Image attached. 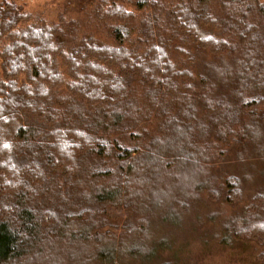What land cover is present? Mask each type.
Here are the masks:
<instances>
[{"label": "trees", "instance_id": "obj_1", "mask_svg": "<svg viewBox=\"0 0 264 264\" xmlns=\"http://www.w3.org/2000/svg\"><path fill=\"white\" fill-rule=\"evenodd\" d=\"M97 9L116 44L87 38L66 51L0 1V194L12 196L0 202V264H34L78 240L92 247L86 264L147 261L141 243L156 224L183 219L203 194L240 198V179L214 171L223 143L239 139L238 162L264 158V4L187 0L138 31V47L124 45L132 11L114 0ZM172 51L199 62L198 83ZM107 206L132 213L119 234L97 232ZM223 224L264 247L263 182Z\"/></svg>", "mask_w": 264, "mask_h": 264}, {"label": "rangeland", "instance_id": "obj_2", "mask_svg": "<svg viewBox=\"0 0 264 264\" xmlns=\"http://www.w3.org/2000/svg\"><path fill=\"white\" fill-rule=\"evenodd\" d=\"M7 1L21 10V15L25 20L19 24L20 27L36 24L52 28L53 31H56L57 40L62 42L66 51L78 44L80 40L87 38H92L103 45L116 44L110 31L104 24H101V15L97 9L101 2L109 3L111 0ZM114 1L121 2L126 10L133 12V20L129 21L132 32L124 45L138 47L145 45V42L140 40L138 31L143 34L149 25H158L160 19L167 20V10L174 9L175 6L184 4L187 0H159L155 6L148 2L140 10L133 5V0ZM256 1L264 4V0ZM203 30L209 35L211 27H204ZM170 57L178 69H189L196 83L199 82L196 78L199 73L196 71L198 61L193 65L188 61L187 56H181L173 51L170 53ZM240 143L239 139L231 138L227 143L222 144L221 157L216 162L214 170L217 174L237 176L240 179L241 189L238 201L232 204L224 201L223 198L210 200L207 194L201 195L199 201L193 204L194 206L192 205V209L183 219L172 220V225L159 223L151 229L150 237L141 243L144 246L148 244L150 247L147 248L154 251L147 261L141 262L136 259L135 262L130 261L129 264H163L167 262L170 264H264V259L261 257V254H264L263 246H259L251 240L239 239L230 235L229 237L223 230V222L236 212L241 211L248 204L249 198L255 194L256 185L264 183V158L252 154L244 162H238L234 151L239 148ZM248 173L252 174V178L247 177ZM172 194H174L173 191ZM11 198L10 194L8 196L0 194L1 203L9 201ZM165 207H170V204H165ZM131 214V211L123 206H107L105 215L109 219V226L101 228L97 232L121 233L123 221ZM159 215L157 214L156 217ZM54 247L56 249L53 246L52 249L48 247V250L44 248L43 252L34 258V264H86V259L91 255L92 250V247L86 242L79 240L64 246L54 245Z\"/></svg>", "mask_w": 264, "mask_h": 264}, {"label": "bare ground", "instance_id": "obj_3", "mask_svg": "<svg viewBox=\"0 0 264 264\" xmlns=\"http://www.w3.org/2000/svg\"><path fill=\"white\" fill-rule=\"evenodd\" d=\"M11 151V150H10Z\"/></svg>", "mask_w": 264, "mask_h": 264}]
</instances>
